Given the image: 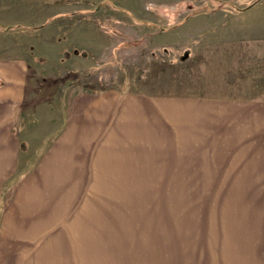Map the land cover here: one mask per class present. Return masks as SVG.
Returning <instances> with one entry per match:
<instances>
[{
	"label": "rangeland",
	"instance_id": "1",
	"mask_svg": "<svg viewBox=\"0 0 264 264\" xmlns=\"http://www.w3.org/2000/svg\"><path fill=\"white\" fill-rule=\"evenodd\" d=\"M20 73L27 83L14 123L20 170L37 163L77 104V116L103 122L88 117L84 94L146 102L150 114L140 115L150 128L124 141L114 131L119 105L100 136L108 147L85 155V179L76 182L101 195L123 192V207L105 213L129 226L122 244L59 246L57 263L163 264L166 217L175 221L166 201L208 206L209 196L178 194L245 186L228 180L235 173L226 170L225 150L209 157L219 135H205L195 113L201 100L264 101V0H0V85Z\"/></svg>",
	"mask_w": 264,
	"mask_h": 264
},
{
	"label": "crops",
	"instance_id": "2",
	"mask_svg": "<svg viewBox=\"0 0 264 264\" xmlns=\"http://www.w3.org/2000/svg\"><path fill=\"white\" fill-rule=\"evenodd\" d=\"M7 79L0 85V264H58L64 254L59 246L122 244V230L129 226L122 224L120 215L118 220H107L105 213L107 208L117 212L123 207V192L103 190L107 194L101 195L96 189H80L76 182L85 179V155L92 148L91 157L96 147H108L100 136L108 131L107 118L119 105L118 117L123 119L114 131L120 139L126 141L130 133L135 141L133 134L150 128L140 119V115L143 119L150 115L142 104L146 102L129 104L131 98L121 100L122 96L115 98L106 92L84 94L88 117H100L103 122L85 120L86 112L77 116L81 105L77 104L72 110L75 118L37 163L20 170L23 145L14 123L26 101L27 83L21 73ZM198 105L202 109L195 114L203 117L199 122L204 120V134L217 131L219 135L218 146H204L211 150L209 157L213 148L225 150L226 170L235 173L228 180L244 181L245 186L178 194L181 198L209 196L208 206L195 201L186 205L181 199L177 205L166 201V215L175 221L169 224L166 217L169 232L165 238L168 234L171 238L163 246V264H264V101L201 100Z\"/></svg>",
	"mask_w": 264,
	"mask_h": 264
}]
</instances>
